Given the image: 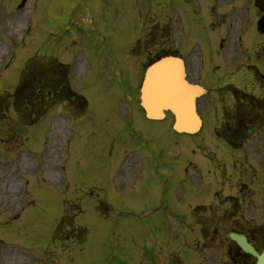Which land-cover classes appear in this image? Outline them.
I'll return each instance as SVG.
<instances>
[{
  "label": "rangeland",
  "instance_id": "obj_1",
  "mask_svg": "<svg viewBox=\"0 0 264 264\" xmlns=\"http://www.w3.org/2000/svg\"><path fill=\"white\" fill-rule=\"evenodd\" d=\"M20 2L0 0V94L13 95L27 61L46 62L48 55L60 52L65 62L75 66L79 89L88 97L90 109L85 119L72 124L75 129L69 133L63 118H56L54 128L50 115L30 127V117L19 123L13 110L0 124V264H105L112 253L113 217L94 211V200L85 195V190L93 188L90 183L99 176L103 185L110 187L108 166L118 164L124 153V136L115 129L116 85L109 81V65L112 59L123 61L143 22L164 9L160 0H29L19 9ZM145 124L156 129L152 139L155 155L149 156L146 178L119 190L121 200L126 196L127 205L133 208L136 199L172 190L174 182L161 178L168 176L165 166L175 169V175L181 171L176 176L177 183L182 182L180 191L187 190V182L193 181L212 182L200 187L202 193L213 188L215 180L207 179L208 170L212 175L218 170L201 164L211 149L219 155L222 166L226 150L222 144L211 143V124L197 135L176 134L170 120ZM128 140L139 148L136 140ZM205 145V151H201ZM246 169L244 173L236 168L238 173L232 171L230 175L236 180L241 172L243 190L230 184L226 191L245 198L247 224L264 225L259 186L250 172L254 174V169ZM189 191L194 189L190 187ZM80 207L84 212L78 211ZM64 217L65 227L57 231ZM72 222L85 226L74 232L79 240L87 238L82 252L73 238L65 241L70 251H64L61 236L70 232L63 230H68ZM127 222L121 219L117 223L140 232V224Z\"/></svg>",
  "mask_w": 264,
  "mask_h": 264
},
{
  "label": "flooded vegetation",
  "instance_id": "obj_2",
  "mask_svg": "<svg viewBox=\"0 0 264 264\" xmlns=\"http://www.w3.org/2000/svg\"><path fill=\"white\" fill-rule=\"evenodd\" d=\"M161 4V20L153 22L142 36L133 38L129 57L122 61L125 100H118L116 107L119 115L121 102L129 110L123 116L127 118L128 131L140 133L141 139L147 134L144 123L134 113L139 101L137 72H143L158 56H180L188 80L207 90L198 98V112L212 121L213 134L226 146L225 168L229 165L244 173L246 168H253L252 181L264 183V0H161ZM172 8L174 13L168 10ZM128 95L131 99L126 101ZM69 97L71 115L81 117L87 113L82 96L73 92ZM239 173L236 180L226 175L223 183L242 185ZM166 195L151 198L154 206L166 207L154 214L151 223L140 224L143 240L134 227L128 229L127 250L123 246L115 248V264L255 262L230 238L235 231L246 235L258 250L264 245L261 228L248 227L243 222L244 197L230 192H216L214 197ZM136 200V209L131 208L134 211L145 204L141 201L145 199ZM185 201L187 207L183 208ZM169 216L181 218L172 220Z\"/></svg>",
  "mask_w": 264,
  "mask_h": 264
},
{
  "label": "water",
  "instance_id": "obj_3",
  "mask_svg": "<svg viewBox=\"0 0 264 264\" xmlns=\"http://www.w3.org/2000/svg\"><path fill=\"white\" fill-rule=\"evenodd\" d=\"M197 91L186 80L182 63L174 57L155 62L146 73L142 87V105L151 118L164 116V110H171L176 116V129L194 132L198 129L199 118L195 110ZM248 251L257 252L248 244ZM264 264V253L258 255V263Z\"/></svg>",
  "mask_w": 264,
  "mask_h": 264
}]
</instances>
